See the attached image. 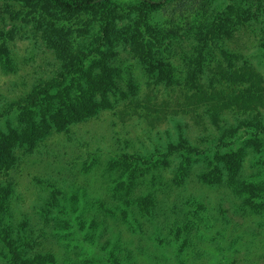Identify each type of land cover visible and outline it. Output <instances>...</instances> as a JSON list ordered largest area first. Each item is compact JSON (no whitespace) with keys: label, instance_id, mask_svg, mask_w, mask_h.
<instances>
[{"label":"rangeland","instance_id":"1","mask_svg":"<svg viewBox=\"0 0 264 264\" xmlns=\"http://www.w3.org/2000/svg\"><path fill=\"white\" fill-rule=\"evenodd\" d=\"M153 1L0 0V264H264V0Z\"/></svg>","mask_w":264,"mask_h":264},{"label":"trees","instance_id":"2","mask_svg":"<svg viewBox=\"0 0 264 264\" xmlns=\"http://www.w3.org/2000/svg\"><path fill=\"white\" fill-rule=\"evenodd\" d=\"M51 2L53 5L56 7L60 8L63 11H70V12H80V11H89L93 10L97 7L100 6H107V7H112L114 4V0H48ZM145 3H147L151 7H157L160 5V3H157L153 0H143ZM233 179V177H231ZM153 207H155V203H153ZM87 221L85 222L86 225L90 226H96V219H90V218H85L81 219L80 221ZM9 224V221H7ZM64 223L67 222V220H63ZM70 222V221H69ZM85 223H82L80 225L85 227Z\"/></svg>","mask_w":264,"mask_h":264}]
</instances>
